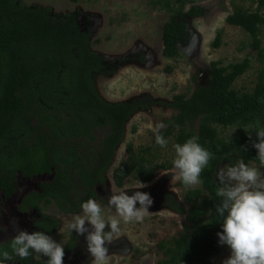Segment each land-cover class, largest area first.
<instances>
[{"label":"trees","instance_id":"1","mask_svg":"<svg viewBox=\"0 0 264 264\" xmlns=\"http://www.w3.org/2000/svg\"><path fill=\"white\" fill-rule=\"evenodd\" d=\"M201 1L151 2L172 14L162 31L165 57L179 54L178 43L185 19L205 13L199 5ZM236 1L231 0L233 11L225 21L250 37V46L257 51L263 66L254 86L240 92L233 85L250 69L251 61L245 58L227 65L213 61L206 84H196L190 96L176 95L166 103L174 113L165 119L166 127L160 134L165 139L173 137L174 145L198 137L197 142L210 151L213 158L202 171L203 183L198 187L187 188L178 182L186 188L182 204L170 207L184 215L182 229L169 241L158 243L162 257L157 264H211L210 258L220 252L217 233L222 232L223 218L215 209L221 200L216 195L219 187L216 172L221 164L235 165L243 159L247 165L256 163L264 174L253 147L257 138L249 128L257 120L264 126V47L261 41L264 0H238L240 4ZM90 37L91 30H82L75 16L55 17L47 9L26 6L20 0H0V146L8 139L12 141L9 150L0 151V232L6 230L2 220L5 215L9 216L10 204L18 214L36 213L29 233L50 235L60 224L57 218L42 213L41 203L54 202L62 212L74 214L82 210V203L96 199L105 188V175L123 140L126 121L137 111L155 104L150 99L113 104L100 96L93 75L100 71L111 74L116 65L110 66L90 49ZM219 44L220 33L213 45L218 47ZM30 117H35V124ZM37 127H46L54 141L64 145H46L38 137ZM220 128L236 129L237 133L222 136ZM98 129L107 131L96 145L94 132ZM150 136L152 144L139 152L131 145L127 147L126 159L112 172L117 187L133 180L152 181L158 170L171 167L151 166L152 161L142 155L144 150L150 155L154 149L162 148L155 143V132ZM83 141L89 144V156L80 151ZM86 162H92V166ZM43 176L48 179L40 182ZM26 180L40 183H36L37 188L21 194L20 183ZM77 238V235L70 237L64 248L66 255L75 250ZM11 240L0 242V251L7 250L13 256L4 264H47L48 257L35 260V252L26 259L15 256L11 252Z\"/></svg>","mask_w":264,"mask_h":264},{"label":"rangeland","instance_id":"2","mask_svg":"<svg viewBox=\"0 0 264 264\" xmlns=\"http://www.w3.org/2000/svg\"><path fill=\"white\" fill-rule=\"evenodd\" d=\"M152 1L154 0H20L26 6L47 9L51 16H75L82 30H91L90 49L101 55L110 66L116 65L111 74L100 71L93 75L95 87L104 100L113 104L140 99L155 102L150 108L137 111L126 121L123 140L117 147L109 171L105 175V188L94 199L101 205L105 219L114 214V209L108 204L110 196L114 193L126 191L131 195L135 191H141L148 193L153 199L149 214L142 222L126 224L121 221L120 232L106 244L109 250V264H157L162 257L158 243L161 240L169 241L171 237L176 236L182 229L184 219L181 212L170 207L181 205L182 196L186 191L185 187L178 185L179 180L173 178V160L176 155L174 138H167V146L154 149L150 155L144 150L142 155L152 161L151 166H171L166 170H158L152 181L142 183L147 185L144 188H138L140 182L134 180L121 188L113 182L112 170L126 159L127 147L131 145L139 152L152 144L150 135L154 132L153 128L159 123L165 125V119L174 113L166 103L171 102L176 95L190 96L196 84H206L211 62L220 61L227 65L245 58L251 61L250 69L233 85V88L240 92L248 91L254 86L258 72L263 66L257 58V51L250 46V37L241 28L225 21L233 11L231 0H202L199 5L205 9L204 15L185 19V35L179 43V54L176 57H165L162 54V31L172 14L153 6ZM236 2L241 3L238 0ZM247 6L246 3L245 7ZM188 8L189 6L186 10ZM254 9L255 6L252 10ZM261 13L264 15V8ZM218 33L220 44L214 47ZM261 41L264 47V30ZM30 119L35 124V117ZM219 130L222 131V136H234L237 133L236 129L231 128ZM36 131L46 145H64L63 142H55L46 127H37ZM106 131L107 129H98L94 132L96 145L103 140ZM11 142V139H8L0 146V151L9 150ZM75 143L79 144L77 141ZM88 147L89 144L83 141L79 148L89 156ZM86 163L92 166V162ZM228 166L232 165L221 164L217 171ZM249 166L259 168L256 163H249ZM42 178H39L40 182L48 179L46 176ZM36 183L22 181L20 193L37 188ZM18 198L19 196L15 201H18ZM40 206L43 214L51 215L59 221V228L50 236L65 248L70 237L77 235L69 225L75 217L82 215V210L74 214L64 213L54 202L41 203ZM8 213L9 216L5 215L2 220L6 230L0 232V242L14 237L17 227L29 232L31 222L37 216L36 213L18 214L14 212L11 204ZM13 220L17 224L11 223ZM230 254L229 247L221 245L220 252L210 258L211 264H222ZM45 258L47 257L41 254H34L35 260L42 261ZM83 258L85 259L82 262L80 259ZM77 262L92 264V257L86 251L83 236H78L75 250L67 255L65 253L64 256V264Z\"/></svg>","mask_w":264,"mask_h":264},{"label":"clouds","instance_id":"3","mask_svg":"<svg viewBox=\"0 0 264 264\" xmlns=\"http://www.w3.org/2000/svg\"><path fill=\"white\" fill-rule=\"evenodd\" d=\"M165 127L159 123L153 128L155 143L162 148L168 143L160 134ZM249 128L255 132L257 142L253 147L257 150L260 166L264 167V126L257 120ZM197 140L198 137H192L183 144L174 145L173 178L185 187L203 183L201 173L213 158V154ZM216 175L219 184L216 195L221 200L215 212L223 218L222 232L217 233L218 242L227 245L231 252L222 264H264V174L260 168L250 167L240 159L226 169L219 168ZM144 187L147 185L139 183L138 188ZM108 204L114 214L105 219L101 205L88 199L81 205L82 215L75 217L69 225L78 236L84 237L92 264H109L106 244L120 232L121 221L126 224L142 222L149 214L153 199L146 192L135 191L129 195L120 191L110 196ZM11 223L17 224L15 220ZM10 247L11 252L21 259L35 252L48 257L47 264H64L63 246L43 232L29 233L17 227ZM0 257V264L13 259L7 250L0 251Z\"/></svg>","mask_w":264,"mask_h":264},{"label":"flooded vegetation","instance_id":"4","mask_svg":"<svg viewBox=\"0 0 264 264\" xmlns=\"http://www.w3.org/2000/svg\"><path fill=\"white\" fill-rule=\"evenodd\" d=\"M185 27V26H184ZM185 35V31H184V28H183V31H182V38H181V40L183 39V36ZM180 40V41H181ZM162 46H163V42H162ZM163 50V49H162ZM11 238H13V237H10V238H8L7 240H9V239H11Z\"/></svg>","mask_w":264,"mask_h":264},{"label":"water","instance_id":"5","mask_svg":"<svg viewBox=\"0 0 264 264\" xmlns=\"http://www.w3.org/2000/svg\"><path fill=\"white\" fill-rule=\"evenodd\" d=\"M180 43V42H179ZM179 43H178V49H179Z\"/></svg>","mask_w":264,"mask_h":264}]
</instances>
